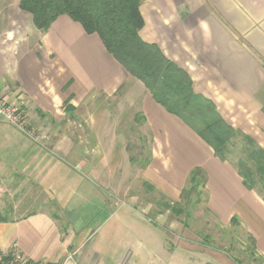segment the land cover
Returning <instances> with one entry per match:
<instances>
[{
  "label": "crops",
  "instance_id": "obj_1",
  "mask_svg": "<svg viewBox=\"0 0 264 264\" xmlns=\"http://www.w3.org/2000/svg\"><path fill=\"white\" fill-rule=\"evenodd\" d=\"M20 2L0 0V97L23 99L40 142L0 116V171L19 175L47 201L36 199L33 208L22 205L23 217L0 221V262L16 247L32 264H93L87 254L103 230L102 244L115 245L121 205L138 208L125 189L133 160L119 127L129 113L149 136L144 185L176 201L191 171L202 168L209 218L221 227L236 220L264 264V199L246 187L235 163L216 156L195 130L155 100L98 34H88L68 15L41 30ZM140 10L141 38L158 45L190 76L197 94L264 149V0H142ZM111 99L117 101L112 108L106 104ZM90 103L92 111L87 108L81 126L72 128L73 112ZM76 197L92 218L105 210L98 229H81L69 219ZM183 225L174 226L176 248L165 264H241L188 241ZM124 253L116 254L113 264H122ZM100 257L95 264H103Z\"/></svg>",
  "mask_w": 264,
  "mask_h": 264
},
{
  "label": "trees",
  "instance_id": "obj_2",
  "mask_svg": "<svg viewBox=\"0 0 264 264\" xmlns=\"http://www.w3.org/2000/svg\"><path fill=\"white\" fill-rule=\"evenodd\" d=\"M142 0H21L35 26L48 30L62 15L79 22L88 34H98L109 53L129 73L141 80L155 100L169 112L184 120L214 150L222 160L235 163L247 188L257 190L264 199V149L250 136L230 126L219 114L212 101L197 94L190 76L167 58L158 45L144 41L140 30L145 21L140 6ZM142 121V120H141ZM234 138L243 141L237 161L233 159L230 143ZM134 161V158H131ZM207 183L202 168L191 171L182 198L187 201L201 194ZM151 187V186H150ZM152 188V187H151ZM169 206V205H168ZM178 203L177 216L185 212ZM9 217L0 213V221ZM234 224L237 225L236 220ZM10 254L3 257L8 260Z\"/></svg>",
  "mask_w": 264,
  "mask_h": 264
},
{
  "label": "rangeland",
  "instance_id": "obj_3",
  "mask_svg": "<svg viewBox=\"0 0 264 264\" xmlns=\"http://www.w3.org/2000/svg\"><path fill=\"white\" fill-rule=\"evenodd\" d=\"M116 102L111 99L106 104L112 108ZM92 107V103L79 106L73 112L70 126L75 129L79 128L83 113L88 109L92 111ZM123 117L119 126L123 130L122 139H126L128 154L130 158H134L130 177L125 182V189L130 196L136 197L138 208L136 210L127 203L121 205L119 215L114 221L116 226L115 245L102 244L106 232L103 230L96 247L87 254L93 261L92 263L95 264L97 257L101 256L103 264H113L112 258L125 250L122 264H126V262L135 264L133 261H137L138 264H165L173 249L176 248L178 232L175 231L174 226L184 224L182 231L185 229V238L188 241L195 240V243L199 242L202 248L225 252L241 264H259L260 262L253 251L252 239L241 227L235 225L221 227L209 218L205 209L204 194H201L199 203L196 202L197 196H193L190 201L180 196L178 200L174 201L152 185H144L142 172L147 160L149 136L145 130L140 129L138 122L134 119L135 116L125 113ZM230 145H233L231 146L233 159L237 161L238 156H241L240 150L243 141L234 138ZM34 187L33 184H24L17 174L9 175L0 171V212L8 217L19 218L24 216L19 213L24 207L22 205L32 204L26 208L28 209L33 208V203L37 202L36 199L43 198V201L44 199L47 201L45 194L36 191ZM79 200L76 197L75 208L68 212L69 219L81 229H98L107 213L103 210L95 218H92L88 209L78 207ZM178 203H181L186 210L180 216L174 213V208H177ZM47 204L49 205V203ZM15 207L18 208L15 209ZM118 208L119 206L116 207V210ZM45 209H51L50 205L49 207L45 206ZM80 218L81 221H79ZM64 222L62 221V224L66 225ZM84 250L85 248H81L78 252L81 254Z\"/></svg>",
  "mask_w": 264,
  "mask_h": 264
},
{
  "label": "built area",
  "instance_id": "obj_4",
  "mask_svg": "<svg viewBox=\"0 0 264 264\" xmlns=\"http://www.w3.org/2000/svg\"><path fill=\"white\" fill-rule=\"evenodd\" d=\"M19 99L11 102L0 97V116L4 117L29 138L40 142V135L26 117L23 99ZM3 264H32V262L28 256L15 247L12 249L9 259L3 261Z\"/></svg>",
  "mask_w": 264,
  "mask_h": 264
}]
</instances>
